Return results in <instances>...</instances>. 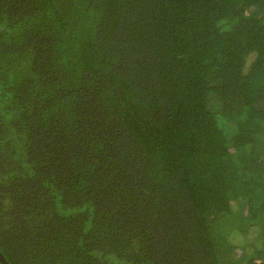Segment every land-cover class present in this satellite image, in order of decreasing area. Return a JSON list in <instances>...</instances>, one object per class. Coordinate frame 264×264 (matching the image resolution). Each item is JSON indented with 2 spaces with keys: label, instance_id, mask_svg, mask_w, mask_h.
Instances as JSON below:
<instances>
[{
  "label": "trees",
  "instance_id": "obj_1",
  "mask_svg": "<svg viewBox=\"0 0 264 264\" xmlns=\"http://www.w3.org/2000/svg\"><path fill=\"white\" fill-rule=\"evenodd\" d=\"M0 251L264 264V0H0Z\"/></svg>",
  "mask_w": 264,
  "mask_h": 264
},
{
  "label": "water",
  "instance_id": "obj_2",
  "mask_svg": "<svg viewBox=\"0 0 264 264\" xmlns=\"http://www.w3.org/2000/svg\"><path fill=\"white\" fill-rule=\"evenodd\" d=\"M0 258H1V260L3 261L4 264H10V263L6 260V258L4 257V255L1 253V251H0Z\"/></svg>",
  "mask_w": 264,
  "mask_h": 264
}]
</instances>
